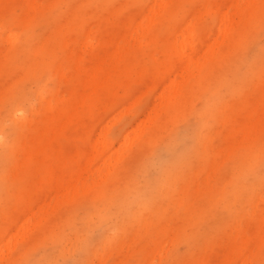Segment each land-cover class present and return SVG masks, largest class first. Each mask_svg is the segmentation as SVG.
I'll return each mask as SVG.
<instances>
[{"label": "rangeland", "instance_id": "obj_1", "mask_svg": "<svg viewBox=\"0 0 264 264\" xmlns=\"http://www.w3.org/2000/svg\"><path fill=\"white\" fill-rule=\"evenodd\" d=\"M151 1L109 3H120L112 6L116 13L139 14ZM87 5L109 6L88 0L68 12L64 1L40 16L26 0L0 2V264H264V126L253 123L264 118V17L208 62L210 75L190 87L179 108L140 133L168 82L151 58L166 53L163 40L150 48L136 44L126 61L131 71L106 92L58 122L46 115L48 100L83 91L74 59L53 32L75 12L95 30ZM189 17L197 37L210 39L220 13L209 0H186L174 19L184 26ZM26 27L36 41L45 34L53 41L55 60L45 69L24 70L26 54L14 53ZM75 28L71 37L86 40V29ZM19 92L22 115L5 116ZM97 138L107 145L98 141L95 148ZM174 151L183 153L180 159L164 163ZM166 168L177 173L172 183ZM185 185L191 191L180 193ZM179 196L197 218L178 227L187 214ZM158 205L178 218L169 222L171 231Z\"/></svg>", "mask_w": 264, "mask_h": 264}, {"label": "bare ground", "instance_id": "obj_2", "mask_svg": "<svg viewBox=\"0 0 264 264\" xmlns=\"http://www.w3.org/2000/svg\"><path fill=\"white\" fill-rule=\"evenodd\" d=\"M64 1L68 4V12L72 9L74 11L75 4H88V0H26V3L28 4V11L36 12L42 16L56 7L59 2ZM110 1L113 0H105V3H108L109 6L106 8L100 6L101 9L99 10L87 5V10L93 14L92 19L94 20L95 30L92 28V24H89V19L85 14L75 12L76 14L73 15L74 19L71 20V23L68 24L64 19L62 20L64 23L62 24L61 21L59 27L57 26L58 28L53 32L54 35L56 33L58 36H55L58 38V45L64 50L67 49L69 52L67 55L74 59L72 62L75 72L77 71L81 78L83 91L80 92V96L73 93H70L66 98L56 95L55 103L46 100V108H48L46 115L49 116L50 122H58L81 106L80 102L83 103L90 97L106 92L115 79L128 74L131 68H128L126 61H128L136 44L150 48L152 44L163 40L167 47L166 53L152 57L151 52V58L163 68L164 78L168 82L162 84L163 89L159 94V103L154 105L142 120L140 133L146 129H152V125L162 122L164 117H167L184 103L186 93H188L191 86L193 87L194 83L210 75L211 71L209 69L212 68V64L210 68L208 62H213L222 52L232 48L238 42V36L243 33L248 24L253 21L260 24L264 17V0H209L210 4L220 13L219 24L210 39H200L196 35V26L189 21L190 17L186 20L184 26L179 25L174 19L175 15L181 11L186 0H152L146 9L139 14L125 13L121 10L116 13L115 11L119 8L112 6L120 5V3H109ZM113 8L116 10L114 11ZM91 9L94 11H90ZM115 15L119 18L115 19ZM161 23L165 25L163 37L158 36L157 33V30H160L159 24ZM76 26H83V30L86 29V35H88L86 40L81 41L79 38L74 37L76 36ZM26 29L24 42L15 44L14 53L24 52L26 54L27 59L22 65L24 70L45 69L42 64H46L48 60H55L54 52L51 49L53 41L46 34L41 40L36 41L33 38L31 29H28V27ZM71 35H74V38ZM49 42L51 44L48 46ZM159 79V77L154 79L155 83L153 85H158L157 81ZM22 99H25L24 93H17L13 97V103L8 106L10 109L6 106L4 115L9 117L22 115V108L18 104ZM205 105L208 106V102H205ZM198 114H200L199 117H202L206 113L203 114L201 110ZM3 121L0 123V144L3 143L1 138ZM253 123L256 128L262 127L264 126L262 124L264 118L256 119ZM137 136H133V139H136ZM45 140H48V138L46 137ZM98 141L107 145L104 138H97L95 148H98ZM183 151L184 148L180 152ZM180 152H168L167 157L164 158V163L178 161L183 154ZM105 154V156L111 155L107 151H105ZM113 158H117V155H112L111 160ZM109 167H112V164H108L107 168ZM166 170L171 176L170 182L172 183L178 177L177 173L175 174L167 168ZM75 187H77L76 184H74ZM193 187L198 190L197 192H200L201 186L197 181L194 182ZM187 190L191 191L190 186H182L180 193ZM208 192L211 194L212 190ZM168 196V199L174 200L172 194ZM178 202L180 207L184 208L186 206L184 210L187 212L184 217H179L180 221L176 223V226L179 227L183 226L184 218H186L185 224H188L193 218H197V215L195 211L188 212V201L184 202L179 196ZM124 207L125 205L121 201L119 208L123 209ZM162 207L156 206V213L166 220L164 228L171 231L174 227L169 225V222L176 221L178 218L169 215L167 207H163L161 211ZM204 264L209 263L205 262Z\"/></svg>", "mask_w": 264, "mask_h": 264}]
</instances>
